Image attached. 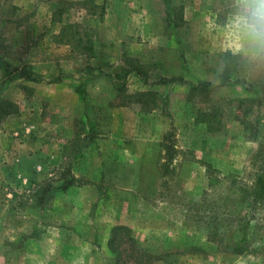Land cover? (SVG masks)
Segmentation results:
<instances>
[{"label": "rangeland", "instance_id": "rangeland-1", "mask_svg": "<svg viewBox=\"0 0 264 264\" xmlns=\"http://www.w3.org/2000/svg\"><path fill=\"white\" fill-rule=\"evenodd\" d=\"M243 8L0 0V264H113L118 225L166 256L153 264H264V206L244 200L258 183L264 201V94L251 89L264 51L238 26ZM4 60L35 81L7 79ZM199 82L215 87L192 94ZM248 215L254 252L218 251L223 236L243 243Z\"/></svg>", "mask_w": 264, "mask_h": 264}, {"label": "trees", "instance_id": "trees-1", "mask_svg": "<svg viewBox=\"0 0 264 264\" xmlns=\"http://www.w3.org/2000/svg\"><path fill=\"white\" fill-rule=\"evenodd\" d=\"M238 58V57H237ZM2 65L5 69L6 77L7 79H11L13 77H17L18 79L26 80V81H35L34 74L32 71H30L27 67H15L12 66V64L6 62L5 60L2 62ZM128 73H135L136 76L141 78L143 81H145L146 84L150 82V76L147 75V73L144 72V70L136 66L133 62L131 64V69L126 71ZM262 77L256 81L253 85H251V89L258 87L260 93L264 94V67H262L261 74ZM221 84L220 86H217V88L226 86L230 83V80L228 78H225L224 76L221 77ZM225 81V83H224ZM176 83H186L183 78H158L156 84L163 85V86H170ZM190 91L192 94H200L204 95L207 91L211 90L213 87H215L210 82H199V83H189ZM118 91H122V86L117 87ZM264 101V98H263ZM5 104L3 99H0V107H3ZM264 126V125H263ZM172 133H170L167 137L170 141L171 145L167 146V151L169 153V160L172 162L175 155V141L173 140ZM261 179V183H264V171L259 176ZM260 183V184H261ZM72 184L71 182H65L61 188L65 189L68 188ZM258 183H255L254 191L252 194H255V197L253 198V201L250 199V196H247V194H244V200L246 202L250 203L251 209L255 208H261L263 211L264 201L263 199L260 201V193L257 187ZM252 205V206H251ZM264 213V212H263ZM248 221H245L244 225H242L239 229H236L238 231L237 234H243L244 235V241L243 243H229L225 241V236L221 238L216 245V249L218 251H223L227 253H233L237 255L245 254L247 252H254L253 249V243H254V233L257 230V227L251 225L252 220L255 219V217L247 216ZM251 221V222H250ZM246 227V228H245ZM245 229L247 230L245 232ZM259 230V229H258ZM252 231V236H249V232ZM251 237V238H250ZM139 243L137 239L133 236V230L127 226L124 225H118L115 226L110 235L109 240V249L114 255V261L113 264H153L156 262H162L165 260L164 256H155L150 251L146 249H141L139 246Z\"/></svg>", "mask_w": 264, "mask_h": 264}, {"label": "clouds", "instance_id": "clouds-1", "mask_svg": "<svg viewBox=\"0 0 264 264\" xmlns=\"http://www.w3.org/2000/svg\"><path fill=\"white\" fill-rule=\"evenodd\" d=\"M244 5L243 14L237 18L238 26H243L250 39L251 46L264 51V0H241Z\"/></svg>", "mask_w": 264, "mask_h": 264}]
</instances>
